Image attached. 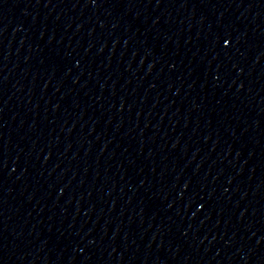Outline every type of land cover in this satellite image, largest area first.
<instances>
[{
  "label": "water",
  "instance_id": "1",
  "mask_svg": "<svg viewBox=\"0 0 264 264\" xmlns=\"http://www.w3.org/2000/svg\"><path fill=\"white\" fill-rule=\"evenodd\" d=\"M0 264H264V0H0Z\"/></svg>",
  "mask_w": 264,
  "mask_h": 264
}]
</instances>
